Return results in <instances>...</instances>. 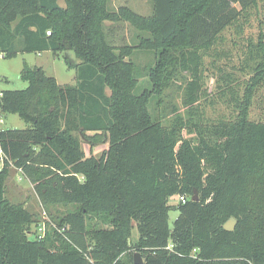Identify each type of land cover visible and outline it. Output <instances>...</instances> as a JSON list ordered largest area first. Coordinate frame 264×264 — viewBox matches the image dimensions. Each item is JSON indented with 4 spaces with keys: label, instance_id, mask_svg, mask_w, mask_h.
Returning a JSON list of instances; mask_svg holds the SVG:
<instances>
[{
    "label": "trees",
    "instance_id": "obj_1",
    "mask_svg": "<svg viewBox=\"0 0 264 264\" xmlns=\"http://www.w3.org/2000/svg\"><path fill=\"white\" fill-rule=\"evenodd\" d=\"M257 1L151 0L144 16L125 5L111 10L108 0H0L5 57L53 51L79 59H70L74 84L24 64L27 86L0 90V115L27 123L0 128V264H135L137 251L141 264H264V119L251 117L264 82L262 28L256 43L244 40ZM113 23L138 33L117 44L122 26ZM228 30L248 49V73L218 58ZM137 51L152 62L138 67ZM227 67L246 76L240 81ZM179 80L183 108L153 112L152 100L163 105ZM72 130L108 146L85 156ZM9 161L46 210L72 206L50 214L56 227L45 220L41 239L31 225L42 214L6 196ZM180 194L184 203L168 204ZM171 209L179 211L172 226ZM231 216L237 223L227 231Z\"/></svg>",
    "mask_w": 264,
    "mask_h": 264
},
{
    "label": "rangeland",
    "instance_id": "obj_2",
    "mask_svg": "<svg viewBox=\"0 0 264 264\" xmlns=\"http://www.w3.org/2000/svg\"><path fill=\"white\" fill-rule=\"evenodd\" d=\"M108 4L111 10L117 9L120 6L125 5L134 10L136 13L144 16L150 15L152 12L151 0H108ZM248 20L249 21L245 24L244 27V34L246 37L244 40L250 38L254 43H256L260 27L264 32V4L261 0H258L257 6L251 9V15L249 16ZM119 26H122V28L115 30L116 35L115 37H112L113 41L117 44L120 43V37H123L127 41H130V38H132L133 40L134 34L138 33L136 30L134 33L132 30L130 31L127 24L113 23V27ZM224 34L225 39L227 41L221 44L220 46V49L224 50L222 55L218 57L220 61H227L228 63L236 67H238V63L240 62L242 65L245 66L244 72H250L252 69L250 67L253 65L251 60L252 58L248 53V49L244 48L245 45L241 44L242 40L238 36H235V32L233 31L228 30ZM70 59L74 60L75 62L79 61L76 56L72 55L71 57H68L65 55L64 52H19L15 56L10 58L5 57L0 52V90L22 89L27 86V82L23 81L20 78L21 68L24 64L31 67L41 66L45 71L46 75L54 76L58 83L74 84L76 82V72L75 68L70 65L72 63V60L70 62ZM152 60L153 56L145 51H137L134 56V61L140 68L144 65H149ZM210 70L211 71H205L204 73L207 77L206 83L208 86V92H211L213 90L214 81L216 79V72H213L212 69ZM226 71H232L233 73H236L240 81H242L244 79L243 77L246 76L244 72L239 71L238 68L232 69L231 67H227ZM144 78L145 77H143V79ZM165 94L166 96L163 98V103H165L163 105H158L159 101H156V99L152 100L150 107L153 112L156 113V109H161V111L163 109V114L167 115L172 103L178 105L180 109L183 108L181 104L183 96V86L180 80L177 81L176 84L174 83L169 89H167ZM168 105H170V107H168ZM219 108L220 106L217 105L215 110L219 111ZM251 117L253 119H264V82L263 85H261V87L254 93ZM2 119L3 122L0 127H27V123L22 120L18 116V114L15 113H8ZM71 133L75 137L80 138L81 147L85 153V156L93 155L95 157H99L108 146L106 142H96L94 144H90L91 142L82 139L76 130H72ZM23 178L24 179H18L17 172L14 169H10L8 178L6 179V196L11 201L23 202L24 207L30 212H32L35 218L40 219L42 210H44L48 217H50V214L51 216L63 214L65 211L72 209L71 205L58 204L46 210L43 205L39 203V200L35 195V191L33 189L32 184L25 177ZM168 204H177L176 196L169 198ZM178 215L179 211L177 209H171L169 211L168 221L170 226H172L173 222L178 217ZM35 230L36 223H33L31 225L32 234H34ZM137 238L138 232L136 227L134 226L132 228L130 244L133 245L134 243H136Z\"/></svg>",
    "mask_w": 264,
    "mask_h": 264
},
{
    "label": "built area",
    "instance_id": "obj_3",
    "mask_svg": "<svg viewBox=\"0 0 264 264\" xmlns=\"http://www.w3.org/2000/svg\"><path fill=\"white\" fill-rule=\"evenodd\" d=\"M50 33V31H47V34H49ZM3 117L0 115V126H1V124H2V122H3V119H2ZM1 128V127H0ZM6 159V156H5V154L0 150V169L3 167V161ZM10 162V161H9ZM11 163V162H10ZM11 165H12V163H11ZM13 166V165H12ZM13 169L17 172V174H18V179H24L23 177H24V173H23V171H22V169L21 168H18V167H15V166H13ZM33 186V185H32ZM176 201H177V203H179V202H181V203H184L185 201H186V197L184 196V195H176ZM42 218H43V220H42V222H40L39 224H38V226L36 227V230H35V234H36V236H37V238L38 239H41V238H43L44 237V235H45V231H46V222H45V220L46 221H49V224L50 225H52L53 227H56L55 226V224H53L51 221H50V219H49V217H48V215L46 214V212L44 211V210H42ZM63 230V229H62ZM167 248H171V245L169 244L168 246H167Z\"/></svg>",
    "mask_w": 264,
    "mask_h": 264
},
{
    "label": "water",
    "instance_id": "obj_4",
    "mask_svg": "<svg viewBox=\"0 0 264 264\" xmlns=\"http://www.w3.org/2000/svg\"><path fill=\"white\" fill-rule=\"evenodd\" d=\"M237 220L235 217L231 216L229 217L226 222L223 224V228L227 231H232L234 230L235 226H236ZM142 261V257L140 255V253H135L134 254V263L135 264H141Z\"/></svg>",
    "mask_w": 264,
    "mask_h": 264
},
{
    "label": "crops",
    "instance_id": "obj_5",
    "mask_svg": "<svg viewBox=\"0 0 264 264\" xmlns=\"http://www.w3.org/2000/svg\"><path fill=\"white\" fill-rule=\"evenodd\" d=\"M61 4V3H60ZM62 5V4H61Z\"/></svg>",
    "mask_w": 264,
    "mask_h": 264
}]
</instances>
